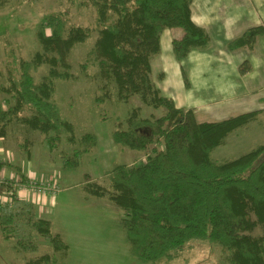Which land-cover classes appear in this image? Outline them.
<instances>
[{
	"label": "trees",
	"instance_id": "trees-1",
	"mask_svg": "<svg viewBox=\"0 0 264 264\" xmlns=\"http://www.w3.org/2000/svg\"><path fill=\"white\" fill-rule=\"evenodd\" d=\"M77 1L94 10V26H69L62 15L47 17L38 31L42 52L20 63L18 79L11 76L7 85L0 83V93L11 100L7 108L0 105V139L17 123L47 136L50 147L64 136L76 142L74 125L53 100L54 83L71 78L70 53L97 34L82 69L96 64L102 76L115 84L120 101L139 97L145 105L165 113L151 121L135 118L134 112L125 130L114 131L116 145L148 152V157L138 165H114L106 173L111 190L89 181L84 191L97 199L108 197L125 212L120 227L125 230L130 254L142 264L182 259L193 242L221 248L228 264H264V144L236 159L212 157L230 133L258 120L264 110L218 122L198 121L192 110L177 108L174 100L163 96L151 78L152 60L161 51L165 30L183 32L172 43L178 62L193 49L208 47L209 35L191 18L194 0ZM262 36L263 27L250 28L228 48L253 50ZM44 63L50 66L49 74L37 83L32 72ZM241 71L247 73L249 65L243 64ZM183 78L188 86L184 71ZM25 112L29 116H23ZM156 143L162 148H156ZM79 144L83 149L65 160L66 169L78 167L79 159L97 146V137L86 134ZM6 165L0 159V172ZM34 212L32 204L21 200L0 208L4 240L14 239L18 252L35 253V235H42L50 239L56 253L65 256L69 247L61 235L52 233L51 222L36 219ZM21 217L28 230L18 222ZM257 231L261 234L255 235ZM41 260L53 264L49 256Z\"/></svg>",
	"mask_w": 264,
	"mask_h": 264
},
{
	"label": "rangeland",
	"instance_id": "rangeland-1",
	"mask_svg": "<svg viewBox=\"0 0 264 264\" xmlns=\"http://www.w3.org/2000/svg\"><path fill=\"white\" fill-rule=\"evenodd\" d=\"M259 11L262 13L261 9ZM53 15H62L69 26L82 27H93L96 18L92 8L82 6L77 0H0L1 84L7 85L11 76L18 79L20 63L30 61L42 52L38 31L44 20ZM246 29L241 30L238 36ZM177 31L183 34L182 30ZM46 32L50 34L49 29ZM161 38L174 37L172 31L167 29ZM97 39L98 35L94 34L87 44L72 50L68 57L71 78L59 79L54 83L53 100L63 116L74 125L76 142L71 143L64 136L50 147L47 136L17 123L9 127L6 137L0 141V158L12 162V168L11 164H7L5 171L0 172L3 178L14 180L20 177L38 185L56 183L57 192L49 197H31V192L25 191L21 201L33 205L36 219L51 221L52 233L61 235L69 250L65 256L56 253L49 238L35 235L37 251L21 253L15 248V240H4L0 232V264H45L41 260L45 256H49V262L53 264H142L130 254L125 230L120 227L125 212L110 202L108 197L97 199L89 196L84 186L91 181L111 190L106 173L114 165L133 166L144 162L148 152L118 146L112 134L116 130H125L134 112L135 118L154 121L161 118L165 111L145 105L139 97H133L127 103L120 101L115 84L102 76L96 64L91 62L82 69L81 65L86 62ZM262 44L261 41L258 43L257 50L264 54ZM152 67V81L167 97L160 87L162 67L156 58L152 61ZM49 71L50 66L44 63L32 75L39 83L48 76ZM59 71L65 70L59 67ZM99 98H104L103 102L97 101ZM225 98L221 96L218 98L221 102L208 109H195L198 121H208L207 111L214 112L215 121L228 119L232 113L237 114L233 102H225ZM10 101L9 95L0 93V105L7 108ZM23 116H29V112ZM86 134L97 137V146L79 159L77 168L66 169L65 160L72 158L75 151L83 149L79 140ZM263 144L264 115L230 133L223 144L214 150L212 157L217 161L236 159ZM155 145L158 149L162 148L161 143ZM13 205L14 202L10 206ZM24 221L22 217L18 218L22 226ZM24 229L28 230L27 226ZM260 234V231L255 233ZM169 264L228 263L221 248L193 242L192 247L184 251L182 259Z\"/></svg>",
	"mask_w": 264,
	"mask_h": 264
},
{
	"label": "crops",
	"instance_id": "crops-1",
	"mask_svg": "<svg viewBox=\"0 0 264 264\" xmlns=\"http://www.w3.org/2000/svg\"><path fill=\"white\" fill-rule=\"evenodd\" d=\"M263 10L264 0H194L192 21L207 32L210 43L205 49L190 51L183 62L176 60L172 46L182 34L168 29L174 38H161V52L155 58L162 67L160 87L168 98L174 100L177 108L195 113V109L202 111L217 105L221 102L218 98L225 96L224 101H232L234 112H237L228 118L264 110V54L257 50L261 41L264 51V36L257 40L253 50L231 51L228 48L245 27L246 30L264 28ZM245 63L249 65V71L244 74L241 66ZM183 71L188 86L185 85ZM205 114L208 121L218 122L213 117L214 112L207 111ZM114 152L117 153L116 150ZM0 159L5 164H11L12 168V162ZM4 171L5 167L1 173Z\"/></svg>",
	"mask_w": 264,
	"mask_h": 264
},
{
	"label": "built area",
	"instance_id": "built-area-1",
	"mask_svg": "<svg viewBox=\"0 0 264 264\" xmlns=\"http://www.w3.org/2000/svg\"><path fill=\"white\" fill-rule=\"evenodd\" d=\"M31 182L20 177L10 180L0 175V208L12 205L15 200H21L25 191L31 192V197L32 195H41L44 198L57 192V186L54 182L47 185H38ZM2 188H6V190L2 191Z\"/></svg>",
	"mask_w": 264,
	"mask_h": 264
}]
</instances>
